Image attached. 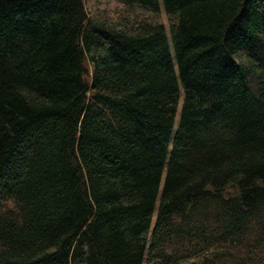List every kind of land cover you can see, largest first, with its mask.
Masks as SVG:
<instances>
[{
    "label": "trees",
    "instance_id": "trees-1",
    "mask_svg": "<svg viewBox=\"0 0 264 264\" xmlns=\"http://www.w3.org/2000/svg\"><path fill=\"white\" fill-rule=\"evenodd\" d=\"M0 264H264V0H0Z\"/></svg>",
    "mask_w": 264,
    "mask_h": 264
},
{
    "label": "rangeland",
    "instance_id": "rangeland-1",
    "mask_svg": "<svg viewBox=\"0 0 264 264\" xmlns=\"http://www.w3.org/2000/svg\"><path fill=\"white\" fill-rule=\"evenodd\" d=\"M166 25H167V33H168V37H170V30H169V25H168V23H166ZM170 42H171V40H170ZM177 124H178V122H176V126H175V129H174V133H175V131H176V129H177ZM154 224V223H153ZM152 224V225H153Z\"/></svg>",
    "mask_w": 264,
    "mask_h": 264
}]
</instances>
